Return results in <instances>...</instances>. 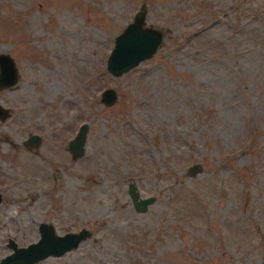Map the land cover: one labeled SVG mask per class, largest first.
I'll return each mask as SVG.
<instances>
[{
  "label": "rangeland",
  "instance_id": "rangeland-1",
  "mask_svg": "<svg viewBox=\"0 0 264 264\" xmlns=\"http://www.w3.org/2000/svg\"><path fill=\"white\" fill-rule=\"evenodd\" d=\"M140 4L160 42L112 76ZM0 53L17 75L0 88V258L44 222L89 234L32 264H264V0H0ZM83 122L74 157L61 142ZM128 184L153 196L144 212Z\"/></svg>",
  "mask_w": 264,
  "mask_h": 264
},
{
  "label": "water",
  "instance_id": "water-1",
  "mask_svg": "<svg viewBox=\"0 0 264 264\" xmlns=\"http://www.w3.org/2000/svg\"><path fill=\"white\" fill-rule=\"evenodd\" d=\"M145 5L140 4L131 18L123 25L122 29L113 36L112 46L108 50L104 67L112 76L120 75L135 66L139 61L148 58L160 42L161 32L156 28L144 25ZM16 69L12 58L6 53H0V88L13 84L16 81ZM116 99L112 88L105 87L99 92V101L103 105H110ZM8 115L6 107L0 105V119ZM86 124L81 123L67 146L73 156L82 152ZM36 134H29L26 144L31 146L36 143ZM197 164H189L186 171L193 174L198 171ZM127 194L133 208L144 212L147 205L153 201V196L140 197L135 186L128 184ZM39 237L36 241L25 246L17 247L12 239L7 240L11 252L0 258V264H32L47 255H60L65 251L75 248L78 242L88 236L85 228L76 232L55 234L52 227L44 222L38 225Z\"/></svg>",
  "mask_w": 264,
  "mask_h": 264
},
{
  "label": "flooded vegetation",
  "instance_id": "flooded-vegetation-1",
  "mask_svg": "<svg viewBox=\"0 0 264 264\" xmlns=\"http://www.w3.org/2000/svg\"><path fill=\"white\" fill-rule=\"evenodd\" d=\"M29 134H36V135H37L36 143H35L34 145H37V144L41 141V138H42V135H41V134H38V133H35V132H30V133H27V134H26V137H25L24 140H23V144H24V145L29 146V145L26 144V138L28 137ZM69 140H70V139H69ZM69 140H68V141H69ZM68 141H67V143H68ZM67 143H66V144H63V143L61 142V144H62V145H65V147H66L67 150L69 151L68 146H67ZM34 145H31V146H34ZM69 152H70V151H69ZM70 154H71V152H70ZM81 155H82V152H81V154H80L79 156H81ZM71 156H73V155L71 154ZM74 157H78V156H74Z\"/></svg>",
  "mask_w": 264,
  "mask_h": 264
}]
</instances>
